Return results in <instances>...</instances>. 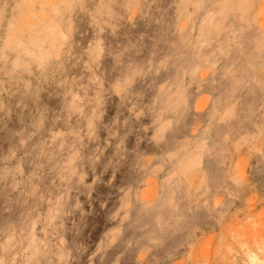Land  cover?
I'll return each mask as SVG.
<instances>
[{
  "label": "clouds",
  "instance_id": "clouds-1",
  "mask_svg": "<svg viewBox=\"0 0 264 264\" xmlns=\"http://www.w3.org/2000/svg\"><path fill=\"white\" fill-rule=\"evenodd\" d=\"M40 3L37 43L41 47L53 39L54 43H50L43 60L29 51L34 45L11 39L0 43V78L22 86L38 105L45 92L49 103L58 96H63L64 103L59 111L54 106H45L42 111L38 107L40 115L33 118L34 131L19 142L17 150L23 155L12 170V187L25 186L21 195L26 207L14 210L11 203L0 206V264H93L98 257L103 264L100 252L85 257L106 232L107 247H116L128 231H142L141 224L150 227L153 235L168 226L167 218L177 208L171 192L185 183L188 173L200 177L205 196H216L226 144L231 147L228 169L236 185L229 195L240 199L255 187L251 177L264 164V135H241L233 143L227 136L214 138L211 127H202L195 138L190 137L192 116L182 119L183 113L163 107L154 83L146 85L154 93L151 97L148 91H134L138 78L123 72L119 54L113 56L107 51L104 29L94 33L91 46L103 47L105 55L113 57L120 87L112 89L105 78V56L89 59L82 74L70 78L82 57L77 59L74 51V20L68 8L74 4L87 15L88 0ZM109 3L118 8L126 6L119 0ZM235 7L241 21L242 46L250 54H264V0H235ZM80 35L87 37L88 32ZM186 74L192 77L188 85L192 93L212 89L206 72L199 77L196 72ZM109 94L117 96L121 106L130 105L129 117L122 124L119 114L110 126L104 124L105 98ZM133 119L139 125L137 135L130 138V131L121 135L117 125L126 127ZM48 122L53 128L63 124L66 131L51 133L45 127ZM239 123L244 127L240 117ZM101 127L106 129L103 140ZM45 132H49L47 139ZM193 140L198 142L195 151L191 150ZM25 168L29 169L27 176ZM17 175L23 179L17 181ZM152 182L158 185V195L146 200L142 193ZM132 190L137 193L135 197L130 195ZM256 199L254 191L247 196L248 203ZM113 227H118L115 235ZM244 231L250 247L259 240L261 250L253 260L244 258L243 264H264V209ZM127 243L132 247V241ZM120 258L112 264H119Z\"/></svg>",
  "mask_w": 264,
  "mask_h": 264
},
{
  "label": "rangeland",
  "instance_id": "rangeland-1",
  "mask_svg": "<svg viewBox=\"0 0 264 264\" xmlns=\"http://www.w3.org/2000/svg\"><path fill=\"white\" fill-rule=\"evenodd\" d=\"M119 2L126 6H112L109 0H88L87 15L74 4L69 5L74 20V51L77 59L82 57L70 78L82 74L89 59L105 56V78L112 89L120 87V75L113 71V57L105 55V48L91 46L94 33L104 29L107 51L113 56L119 54L123 72L138 78L134 91H148L151 97L154 93L146 85L154 83L163 107L183 113L182 119L192 116L190 137L195 138L202 127H211L214 138L227 136L233 143L241 135H264V54H250L242 46L235 0ZM40 11V0H0V43L11 39L26 46L34 45L29 51L43 60L54 39L42 47L38 45ZM85 30L88 36L81 37L80 32ZM189 72H196L197 77L206 72L213 83L212 89L192 93L188 87L192 77L186 74ZM4 80L0 78V206L11 203L15 210L26 207L21 195L25 186L12 187V170L23 155L17 150L19 142L34 131L32 123L33 118L39 119L38 107L42 111L45 106H54L59 111L64 100L58 96L49 103L45 92L41 93L42 103L38 105L22 86ZM128 107L121 106L114 94L106 96L104 124L110 126L117 114L122 124L129 117ZM239 117L251 131L240 125ZM138 126L134 119L126 127L117 125L121 135L130 131V138L137 135ZM45 127L51 133L66 131L63 124L53 128L48 122ZM105 135L106 129L101 127L102 140ZM48 136L49 132H45L46 139ZM197 144L193 140L191 150L195 151ZM230 153L231 147L226 144L222 154L224 171L217 181L216 196H205L200 177L188 173L185 183L171 192L177 208L167 218L168 226L163 231L153 235L150 227L141 224L142 231L140 228L128 231L116 247H107L109 233L106 232L85 258L100 252L105 259L103 264H112L120 255L119 264H229V261L243 264L244 258L255 259L261 243L253 241L254 247H250L244 229L254 224L264 209V164L251 177L255 185L251 191L257 199L248 203L251 191L246 190L240 199L229 195L236 187L228 169ZM24 171L27 176L29 169ZM15 179L19 181L23 177L17 175ZM130 195L135 197L137 193L132 190ZM142 195L146 200L157 196L158 185L152 182ZM15 219L14 216L13 222ZM111 231L115 235L118 227ZM128 241L133 242L132 247H128ZM93 264H101L99 257Z\"/></svg>",
  "mask_w": 264,
  "mask_h": 264
}]
</instances>
